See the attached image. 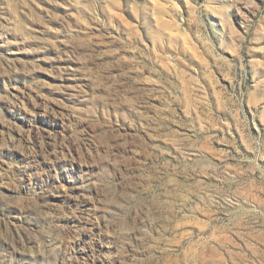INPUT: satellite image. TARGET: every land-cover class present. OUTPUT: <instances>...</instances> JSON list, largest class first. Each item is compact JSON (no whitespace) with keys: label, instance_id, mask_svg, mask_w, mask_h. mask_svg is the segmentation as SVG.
<instances>
[{"label":"rangeland","instance_id":"374dc122","mask_svg":"<svg viewBox=\"0 0 264 264\" xmlns=\"http://www.w3.org/2000/svg\"><path fill=\"white\" fill-rule=\"evenodd\" d=\"M0 264H264V0H0Z\"/></svg>","mask_w":264,"mask_h":264}]
</instances>
